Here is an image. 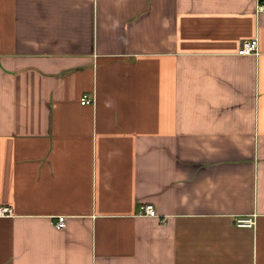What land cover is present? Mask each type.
I'll return each instance as SVG.
<instances>
[{"label":"crops","instance_id":"0c3cea01","mask_svg":"<svg viewBox=\"0 0 264 264\" xmlns=\"http://www.w3.org/2000/svg\"><path fill=\"white\" fill-rule=\"evenodd\" d=\"M260 5L0 0V264H264Z\"/></svg>","mask_w":264,"mask_h":264},{"label":"built area","instance_id":"2783aa9c","mask_svg":"<svg viewBox=\"0 0 264 264\" xmlns=\"http://www.w3.org/2000/svg\"><path fill=\"white\" fill-rule=\"evenodd\" d=\"M259 11L261 13H264V5H260ZM258 47H259V40L253 39L246 41L242 44L241 48L238 51V54L241 56H251L258 54ZM94 103V99L89 96H84L82 98L81 104L82 105H90ZM12 209L10 208H0V216H11L12 215ZM140 215L156 218L158 217V213L153 205H147L140 209ZM252 225V220L250 219H239L238 220V226L240 227H250ZM67 226L66 224V217L65 216H59L57 222L55 223V228L58 230H63Z\"/></svg>","mask_w":264,"mask_h":264}]
</instances>
